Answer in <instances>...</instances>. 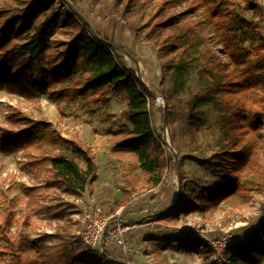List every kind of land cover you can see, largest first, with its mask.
I'll return each instance as SVG.
<instances>
[{
    "label": "trees",
    "instance_id": "obj_1",
    "mask_svg": "<svg viewBox=\"0 0 264 264\" xmlns=\"http://www.w3.org/2000/svg\"><path fill=\"white\" fill-rule=\"evenodd\" d=\"M148 1L152 12L147 22L131 29L137 40L157 51L175 94L188 93L190 81L198 87L199 94L186 105L188 130L194 134L206 124L209 112L215 114L217 149L211 160L196 162L214 169L221 187L203 191L196 206L228 199L241 187L237 175L245 170L249 156L257 167L253 162L251 177L262 176L264 167L257 144L261 142L259 130L264 133L262 10L254 0ZM79 2L0 3V89L29 99L45 95L53 102L79 101L82 108L101 103L107 95L123 98L124 117L131 129L120 147L134 154L146 183L155 189L162 182L164 164L148 107L152 93L120 61L117 50L77 17L75 11L83 16ZM143 30L146 34L139 36ZM13 122L20 127L1 130L0 147L22 151L45 176V190L79 197L94 183L96 166L80 145L61 139L43 121L15 117ZM12 219L8 211L0 215V261L6 264H121L107 255L98 260L89 251L75 250L78 241L64 227H58L52 237L56 244L44 247L38 260L29 262L11 237ZM252 233L228 253L229 264H259L263 259L264 229ZM200 248L207 250L195 242L184 246L195 252Z\"/></svg>",
    "mask_w": 264,
    "mask_h": 264
},
{
    "label": "rangeland",
    "instance_id": "obj_2",
    "mask_svg": "<svg viewBox=\"0 0 264 264\" xmlns=\"http://www.w3.org/2000/svg\"><path fill=\"white\" fill-rule=\"evenodd\" d=\"M17 1L22 0L0 3L15 5ZM79 1L83 16L79 15L89 23L93 34L116 45L121 50H117L120 61L154 95L148 107L163 157L162 182L152 189L134 154L120 147L131 129L124 117L127 108L123 98L107 95L101 103L82 108L79 101L53 102L45 95L29 99L0 89V135L1 130L20 127L13 122L15 117L43 121L61 139L72 140L86 150L97 169L94 183L79 197H70L58 190H45V176L22 151L0 147V215L4 211L12 214L13 241L21 247L27 261L36 262L44 247L56 244L52 239L56 229L64 227L78 241L73 248L87 252L79 239L77 220L83 209L92 208L109 216L119 213L120 223L132 226L125 236L124 250H102L103 255L121 264H229L231 249L251 237L253 231L264 229V167L259 169L262 176L251 177L255 174L253 162L257 167L249 156L245 170L237 175L241 187L234 196L196 206L195 200L203 191L221 187L214 169L196 162L211 160L217 149L215 114L209 112L206 124L194 134L188 130L186 105L199 94L198 87L190 81L188 93L175 94L170 79L164 76L157 51L150 43L137 40L131 29L142 28L150 17L152 7L148 0ZM254 3L264 16V0ZM146 32L143 30L139 36ZM124 51L136 60L137 75L136 66ZM258 134L261 142L257 144L264 161V133L259 130ZM52 215H58L57 219H52ZM208 240H223L225 248L216 252L207 247ZM188 242L206 246L207 250H186ZM96 256L98 260L103 258ZM259 264H264V257Z\"/></svg>",
    "mask_w": 264,
    "mask_h": 264
},
{
    "label": "built area",
    "instance_id": "obj_3",
    "mask_svg": "<svg viewBox=\"0 0 264 264\" xmlns=\"http://www.w3.org/2000/svg\"><path fill=\"white\" fill-rule=\"evenodd\" d=\"M82 212L81 217H78L77 220V223L80 224L78 235L86 250L102 257V250L105 248L125 249V236L132 226L120 223L119 213L109 216L92 208L83 209ZM207 247L220 252L225 248V241L208 240Z\"/></svg>",
    "mask_w": 264,
    "mask_h": 264
},
{
    "label": "water",
    "instance_id": "obj_4",
    "mask_svg": "<svg viewBox=\"0 0 264 264\" xmlns=\"http://www.w3.org/2000/svg\"><path fill=\"white\" fill-rule=\"evenodd\" d=\"M70 6V8L71 9H73L72 7H71V5H69ZM73 11H75L74 9H73ZM75 13H76V15H77V17H79V19L83 22V23H85L86 24V26L89 28V30L91 31V33L93 34V31H92V29H91V27H90V25H89V23H87V21L81 16V15H79L76 11H75ZM111 47L113 48V49H115V50H118V51H121L116 45H114V44H111ZM123 54H125L129 59H130V61L133 63V65H135L136 66V75L138 74V65H137V62H136V60L134 59V58H132L127 52H123ZM137 77V79H139V77H138V75L136 76ZM139 80H141V79H139ZM152 97L154 98V95L152 94ZM164 126H165V123H164ZM175 163H176V160H175ZM104 236V235H103ZM102 236V237H103Z\"/></svg>",
    "mask_w": 264,
    "mask_h": 264
}]
</instances>
